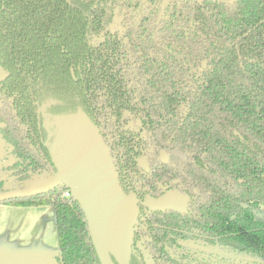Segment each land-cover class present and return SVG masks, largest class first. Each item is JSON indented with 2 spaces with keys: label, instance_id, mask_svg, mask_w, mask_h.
I'll list each match as a JSON object with an SVG mask.
<instances>
[{
  "label": "trees",
  "instance_id": "obj_1",
  "mask_svg": "<svg viewBox=\"0 0 264 264\" xmlns=\"http://www.w3.org/2000/svg\"><path fill=\"white\" fill-rule=\"evenodd\" d=\"M109 23L95 0H0V67L7 72L0 102L22 94L26 76L56 85L59 94L76 93L106 136L125 192L122 171L135 168L141 133L169 131L172 114L186 115V136L234 189L225 191L228 201L220 203L214 225L183 229L177 220L160 232V258L206 264L178 239L203 242L209 236L214 244L264 260V221L253 213L264 203V0H172L150 42L145 29L125 24L121 31H104ZM7 114L1 104L0 136L16 157L6 168L17 181L11 188L54 175L48 142L38 156L36 142L24 136L27 123ZM176 129L181 133L182 127ZM4 203L53 205L59 264H100L85 213L68 187Z\"/></svg>",
  "mask_w": 264,
  "mask_h": 264
},
{
  "label": "flooded vegetation",
  "instance_id": "obj_2",
  "mask_svg": "<svg viewBox=\"0 0 264 264\" xmlns=\"http://www.w3.org/2000/svg\"><path fill=\"white\" fill-rule=\"evenodd\" d=\"M119 1L95 0V8L102 15L110 19V23L104 31H121L125 24L136 27L137 31L144 29L143 22L147 16L145 15L146 12H142L139 8L144 0H137V2L134 0H123L124 3L118 6L119 8L127 6L130 12L134 11L133 16L126 15V13H122V11L117 9V3ZM153 1L155 5H158L157 8H160V10L152 18V21L156 22L154 26H156L157 31L155 34L153 32L149 33L150 36L147 38L148 42L158 37L157 33L161 26V20L165 16L166 7L172 0H145V9L148 8L149 4H153ZM217 1L233 2V0ZM123 12L126 11L124 10ZM26 78L23 81V93L17 94L15 92L12 96L3 97L0 102V107L1 104H4L5 112H8L7 116L9 118L18 117L22 122L27 123L29 133H24V136H29L31 142H36V152L38 156L42 157L43 146L45 142H49V131L45 125L46 116L53 117L56 114L73 112L78 107L83 108L86 113L87 110L76 93L64 92L59 94L57 93L59 89L56 85H47L41 79L35 81L34 78H30L29 76H26ZM100 116L101 114H97L95 117L98 122ZM186 118V115L180 114L179 117L172 114V118L169 121L173 122L175 126L173 125L169 131L156 130V132H147L144 130L141 133L143 151L135 158V168L122 171L126 193H134L136 195L140 208L138 223L134 232V243L130 262L132 259H135L138 264H167L164 258H160L161 234L159 233L165 229L169 230V224L177 220L181 221L183 229H188L189 223L207 225L212 223L214 225V223L218 222L217 211L220 203L228 201V195L225 191L229 193L234 189L233 182L217 166L210 167L211 163L207 162L197 152L198 150L194 143L191 142L192 140L186 136L184 131L187 122ZM1 126L2 123H0V128ZM176 127H182L181 133ZM104 129L106 130V128ZM103 137L104 139L106 138L105 135ZM0 147L3 149V154L10 161L8 164H0V180L5 181L4 187L6 188L0 190V192L26 188H18L16 186L11 188L17 181L11 176V171L6 168L16 162V157L13 154V147L7 144L1 136ZM202 162L204 166H201ZM208 171H210V174L207 175ZM50 174L51 171L43 174L41 177H35L30 184L35 180L48 177ZM198 175H201V177ZM208 185L212 186V188H209ZM219 185L223 186L224 189H220ZM52 189L61 190L63 187L57 186ZM37 196L40 195L32 197ZM19 199L26 198L6 200L0 202V206L6 204L28 206L22 205L21 203H4ZM243 205L248 206L247 202H244ZM261 205H264V203L255 207L253 210L256 220H262L258 219L255 213V210ZM211 211H213V215L211 214L210 216L209 213ZM196 225L192 226V228L197 227ZM208 239L209 236L203 242H199L194 239L179 238L178 244L197 252L206 264L223 263L220 260L221 256H217L214 253L219 250L228 255L238 256L241 259L254 260L252 263L255 264H264V260L242 256L226 247L220 246L218 243L214 244ZM97 257L100 264H102L98 254ZM111 259L115 264L117 260L113 255H111ZM226 260L227 258L224 261Z\"/></svg>",
  "mask_w": 264,
  "mask_h": 264
},
{
  "label": "water",
  "instance_id": "obj_3",
  "mask_svg": "<svg viewBox=\"0 0 264 264\" xmlns=\"http://www.w3.org/2000/svg\"><path fill=\"white\" fill-rule=\"evenodd\" d=\"M6 76L7 72L0 67V81ZM49 122L55 126L52 130L45 122L57 172L40 184L1 191L0 202L41 195L57 186H66L82 206L101 263L114 264L113 255L120 264H129L140 214L139 200L134 193L123 190L111 147L81 107L74 112L56 114ZM52 131L54 140L50 142Z\"/></svg>",
  "mask_w": 264,
  "mask_h": 264
},
{
  "label": "crops",
  "instance_id": "obj_4",
  "mask_svg": "<svg viewBox=\"0 0 264 264\" xmlns=\"http://www.w3.org/2000/svg\"><path fill=\"white\" fill-rule=\"evenodd\" d=\"M54 206H0V264H59Z\"/></svg>",
  "mask_w": 264,
  "mask_h": 264
},
{
  "label": "rangeland",
  "instance_id": "obj_5",
  "mask_svg": "<svg viewBox=\"0 0 264 264\" xmlns=\"http://www.w3.org/2000/svg\"><path fill=\"white\" fill-rule=\"evenodd\" d=\"M135 2H137V0H134ZM145 1V0H144ZM143 1V4H140V6H139V8L141 9V11L143 12V11H145L146 13H145V15L147 16L146 17V19H145V21L143 22V28L145 29L144 31L147 33V34H149L150 32L152 33L153 32V34H155V32L157 31L156 30V26H154V25H156V22L155 21H152V17H151V15L153 14V13H157L159 10H160V8L158 9L157 8V4L155 5L154 4V1H153V4H149V6H148V10L147 9H145L146 7H145V5H146V3ZM121 3H124L123 2V0H120L117 4V7L118 6H120V4ZM123 5V4H122ZM138 8V9H139ZM119 11H122V13H126V15H134V11H132V12H130L128 9H127V6H124L123 8H117ZM137 9V10H138ZM126 11V12H123V11ZM137 10H135V11H137ZM152 10H154V11H152ZM152 21V22H151ZM152 23V24H151ZM146 35V34H145ZM152 40V39H151ZM150 41V40H149ZM50 120H52V116H46V123L47 124H49L50 126L52 125V123L51 122H49ZM53 122V121H52ZM54 127L55 126H51V129L52 130H54ZM53 132L54 131H52V135L50 134V142H52L53 140H54V135H53ZM2 163L3 164H8V163H10V161L8 160V158L3 154V149L0 147V164L2 165ZM46 178L47 177H45V178H43V179H39V180H35V181H33L32 183H34V184H40V183H42L44 180L46 181ZM10 184V183H9ZM255 213H256V217L258 218V219H262V220H264V205H261L258 209H256L255 210ZM214 253H216L217 254V256H221V261H223V263L222 264H231V263H234V264H251L252 262H254V260H247V259H241L240 257H238V256H235V255H228L227 253H224V252H222V251H215ZM223 258V259H222ZM225 258H227V260L226 261H224L225 260ZM256 262V261H255Z\"/></svg>",
  "mask_w": 264,
  "mask_h": 264
},
{
  "label": "built area",
  "instance_id": "obj_6",
  "mask_svg": "<svg viewBox=\"0 0 264 264\" xmlns=\"http://www.w3.org/2000/svg\"><path fill=\"white\" fill-rule=\"evenodd\" d=\"M66 194H67V196H68V195H70V193H69V192H67Z\"/></svg>",
  "mask_w": 264,
  "mask_h": 264
}]
</instances>
